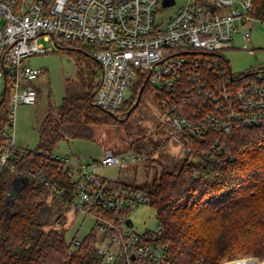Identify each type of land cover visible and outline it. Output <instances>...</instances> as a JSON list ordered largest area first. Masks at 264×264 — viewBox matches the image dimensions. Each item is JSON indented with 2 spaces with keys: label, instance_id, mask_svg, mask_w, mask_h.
<instances>
[{
  "label": "built area",
  "instance_id": "built-area-1",
  "mask_svg": "<svg viewBox=\"0 0 264 264\" xmlns=\"http://www.w3.org/2000/svg\"><path fill=\"white\" fill-rule=\"evenodd\" d=\"M165 1L0 0V75L5 76L3 93L9 105L0 128V175L9 168L18 189L26 186H22L24 178L28 183L35 179L64 206L93 217L101 236L103 264H171L172 254L167 244L157 240L160 227L144 234L129 230L133 210L151 204V197L144 189L115 186L98 175L99 168L122 163L112 151L100 160L77 165L68 157L44 152L30 161L57 163L76 186L70 201L63 181H53L42 169L31 167L25 159L28 150L17 147V108L36 105L34 82L43 73L25 60L52 51L40 42L42 36L55 46L91 47L102 68L94 102L104 110L120 111L132 86L146 82L145 95L153 96L169 115L172 139L192 160L191 138L203 142L211 131L231 133L242 126H264V75L242 82L230 68L224 69L227 60L220 53L234 47L236 35L250 40L257 24L264 27V14L253 13L254 0H170L168 6ZM167 8L176 12L160 19ZM147 159L146 154L132 155L130 162ZM222 264H264V259L241 256Z\"/></svg>",
  "mask_w": 264,
  "mask_h": 264
},
{
  "label": "trees",
  "instance_id": "trees-1",
  "mask_svg": "<svg viewBox=\"0 0 264 264\" xmlns=\"http://www.w3.org/2000/svg\"><path fill=\"white\" fill-rule=\"evenodd\" d=\"M253 13L264 14V0H254ZM60 48L73 56L76 78L68 80L56 117L49 113L44 118L39 144L35 150H28L25 159L53 181L61 179L72 201L76 186L70 184L57 163L40 165L36 159L30 161L39 152L53 154L62 141L93 140L95 126L126 122L148 88L145 85L135 109L143 88L141 80L132 86L134 95L120 111L104 110L94 102L102 68L92 56L91 47L66 44ZM223 64L224 69L230 68L228 61ZM259 73L264 75V69L237 77L243 82ZM8 110L7 95L3 93L0 128L5 125ZM190 143L193 160L186 157L179 168L165 169L155 179L152 191L144 189L162 230L157 240L169 246L171 264H222L225 258L238 254L264 259V126H242L231 133L211 131L203 142L191 138ZM132 149L139 155L146 154L135 146ZM147 161L153 162L149 155ZM14 178L9 168L0 175V264H103L97 223L79 245L68 243L62 214L54 225L46 218L51 214L50 199L61 209L71 208L58 203L35 179L18 189L13 186ZM90 210L105 214L99 209ZM47 225L52 226L46 229Z\"/></svg>",
  "mask_w": 264,
  "mask_h": 264
},
{
  "label": "rangeland",
  "instance_id": "rangeland-1",
  "mask_svg": "<svg viewBox=\"0 0 264 264\" xmlns=\"http://www.w3.org/2000/svg\"><path fill=\"white\" fill-rule=\"evenodd\" d=\"M175 12V8H167L162 12L160 19L172 16ZM1 28L2 23H0ZM40 42L52 51L34 55L25 60L26 65L43 70L39 79L34 82V87L38 91V101L36 105L21 104L16 111L15 143L17 147L25 150L36 149L44 118L49 113L56 117L65 96L66 84L68 80L75 79L77 73L73 56L68 53L69 51L60 48L63 44L59 43V46H55L43 36ZM220 53L229 62L230 69L237 76L264 69V27L257 24L250 40L236 35L234 47L224 49ZM258 76L263 74L259 73ZM4 85L5 76L1 74L0 96ZM133 95L134 92L130 89L126 95V101ZM123 119L122 116L120 120ZM173 132L169 115L159 107L153 96L144 95L142 102L126 122L95 126L93 140L62 141L54 148L53 154L58 157H68L71 164L77 165L87 163L91 159L100 160L106 152L112 151L122 163L101 167L98 175L113 185H126L152 191L155 179L165 169L179 168L186 158L184 149L172 139ZM132 146L142 149L153 162L147 160L130 162L132 155H138ZM51 200V214L47 216L46 221L54 225L56 219L62 214L68 243L82 240L90 234L96 224L93 217L81 212L67 211L65 207L61 209ZM130 219L134 225L129 230L137 234L155 232L160 226L156 210L150 204L136 207ZM52 225H47L46 229ZM241 256L249 255L238 254L234 258ZM227 259L233 258H225L223 261Z\"/></svg>",
  "mask_w": 264,
  "mask_h": 264
},
{
  "label": "water",
  "instance_id": "water-1",
  "mask_svg": "<svg viewBox=\"0 0 264 264\" xmlns=\"http://www.w3.org/2000/svg\"><path fill=\"white\" fill-rule=\"evenodd\" d=\"M171 4H172V2H171L170 0H166V1H165V6H168V5H171ZM145 85H146V82H145V84L143 85V88H142L141 91H140L139 98H138V100H137V102H136V104H135V106H134L133 109H135V108L138 106ZM21 182L23 183L22 186H25V185H27V183H28V179H27V178H24L23 180H21ZM13 186H15V180H14V185H13ZM127 224H128L129 226H133V221H132V220H128V221H127Z\"/></svg>",
  "mask_w": 264,
  "mask_h": 264
}]
</instances>
